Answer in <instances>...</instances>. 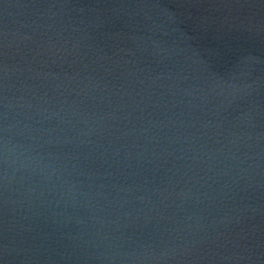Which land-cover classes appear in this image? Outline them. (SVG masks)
Listing matches in <instances>:
<instances>
[{
    "label": "water",
    "instance_id": "95a60500",
    "mask_svg": "<svg viewBox=\"0 0 264 264\" xmlns=\"http://www.w3.org/2000/svg\"><path fill=\"white\" fill-rule=\"evenodd\" d=\"M0 264H264V0H0Z\"/></svg>",
    "mask_w": 264,
    "mask_h": 264
}]
</instances>
